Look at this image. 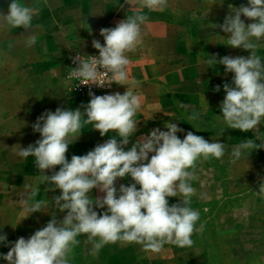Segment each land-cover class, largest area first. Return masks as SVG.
Here are the masks:
<instances>
[{"label":"clouds","instance_id":"clouds-1","mask_svg":"<svg viewBox=\"0 0 264 264\" xmlns=\"http://www.w3.org/2000/svg\"><path fill=\"white\" fill-rule=\"evenodd\" d=\"M126 3L133 5L132 14L113 28L100 29L104 45L92 40V47L99 55L77 53L73 57L77 66L70 69L68 79L101 88L113 82L125 85L123 82L129 80L131 61L126 53L142 44V26L148 22V16L137 9V4L150 10L163 9L168 0H126ZM229 9L223 24L212 25L229 34L228 46L248 50L250 55L224 56L219 60L216 55H208L205 63L209 67L219 63L225 73L234 74L231 84L223 85L226 95L220 104L222 116L218 118H222L228 129L255 133V139H244L234 146L231 162L235 163L242 156L249 157L253 150L264 149L258 127L264 118V62L255 52L257 42L264 38V0H248L247 6L229 5ZM38 12V8L11 0L8 13L0 12V27L28 30ZM242 16L252 22L246 25ZM36 39L35 35L30 36L28 46L34 45ZM137 86L139 82L133 80L124 94L102 96L90 90L87 105L75 110L57 107L54 112L46 110L37 118L32 129L40 134V139L26 148L18 145L15 155L34 158L39 182L27 186L28 190L21 194L18 202L30 213L25 218L34 212H47L42 208L49 199L36 197L40 194L39 186L48 184L46 192L61 190L60 195L51 198V204L60 212L66 211V215L58 220L56 214L51 213L46 226L27 239L20 237L8 242L6 234H0V244L10 247L6 255L0 254V259L8 264H69V255L80 243L77 237L81 235H86L92 245L91 255L117 242L139 244L142 250L152 253L161 252L165 244L181 248L193 246L192 235L202 232L204 225L196 226L200 212L189 206L195 194L191 184L193 172L189 169H194L201 158H222L225 143L209 142L192 131L181 140L177 133L184 129L167 122V131L156 128L125 150L130 137L137 132L135 116L141 103L131 90ZM214 91L219 92L220 86ZM203 99L206 101L205 96ZM198 118L199 113L195 112L188 117L189 120ZM84 124L93 125L92 129L98 130L101 137L110 131H114L115 136L97 144L85 155H73L69 161L66 158L68 147L79 139ZM56 166L59 171H55ZM46 170L52 174H46ZM125 177H131L133 183L120 184L117 188L118 178ZM93 189H98L103 196L92 198ZM256 194L264 198V182ZM168 197L183 198L169 206ZM95 209L105 210L97 212Z\"/></svg>","mask_w":264,"mask_h":264},{"label":"rangeland","instance_id":"rangeland-1","mask_svg":"<svg viewBox=\"0 0 264 264\" xmlns=\"http://www.w3.org/2000/svg\"><path fill=\"white\" fill-rule=\"evenodd\" d=\"M94 1L98 8L116 3V0ZM10 2L11 0H0L1 5L9 6ZM20 2L38 8V15L33 17L38 20L60 18L58 11L65 4L64 0H20ZM67 2L73 5L70 1ZM229 5L236 8L241 5L247 6L248 0H168L167 7L163 9L150 10L144 7L145 15L154 22L159 25L170 24L168 29L172 32L170 31L166 38L160 39V45L168 43L171 51L181 50L184 46V49L198 60L200 76L191 80L183 88L176 87V92L183 95L179 101L180 108L189 116L194 112L199 113V118L196 120H189V116H181L182 119L177 116L181 128L184 129L181 134L185 136L188 131H192L209 142L218 140L225 143V154L222 158H201L194 169H189L193 172L191 184L195 189L189 206L200 212V219L196 226L199 227L202 223L203 231L192 235L194 241L192 247L176 246V250L170 251V248H174L175 245L165 244L159 253L146 252L141 246L140 250L122 254L123 243L117 242L107 244L96 255H91L92 245L87 242V238L84 240L81 238L80 243L85 244V247L90 250L77 253L76 256L71 254L69 260L72 264H107V262L110 264H156L159 262L163 264L166 261H173L174 264H264V198L256 194L260 184L264 182V149L253 150L249 157L245 155L235 163L231 162L234 146L244 139H255V133L228 129L222 118H218L222 116L220 104L226 95L223 85L231 84L233 73L217 76V72L223 70L224 66L217 63L209 67L205 63L208 55H216L217 60L224 56L247 57L250 55L248 50L228 46L229 34L224 33L219 27L214 29L212 25L223 24L226 15L230 13ZM0 12L8 13L5 10ZM65 14L72 15V13ZM241 19L246 25L252 22L243 16ZM38 30L41 29H38L33 20L32 27L28 30L0 27V57L6 58L12 55L17 57L19 48L24 46V52L30 60L39 58L34 45L27 44L29 37L36 36ZM40 32L42 33L43 30ZM253 40L256 42L255 38ZM257 43L256 55L264 62V38ZM65 45L68 46V42L62 38L56 40L55 48L67 49ZM94 50L97 49L91 46L89 51L79 54L87 55ZM74 55L77 53H72V56ZM44 57L46 56H40L42 60L47 61V58L43 59ZM56 58L58 61L51 65L47 74L42 72L40 76H33L27 81L18 76L16 85L58 84L69 89L67 66L72 57L61 61L57 56ZM59 62L66 66L63 70L64 75L57 65ZM0 65V87L3 88L9 83V71L3 62H0ZM115 84L114 82V86L109 91L115 87ZM216 86H220L219 92L214 91ZM204 96L206 101L203 99ZM2 101H8V97H4ZM261 123L258 127L261 138L264 139V118ZM28 127L31 129L32 126L24 123L16 125L17 147L18 145L24 147L25 141L20 139L19 134H24ZM255 142L261 143L259 140ZM4 145L7 146V142H0V148ZM22 159L17 157V163L19 164ZM0 161L3 165L7 164L8 158L1 157ZM168 198L169 206H171L183 197Z\"/></svg>","mask_w":264,"mask_h":264},{"label":"crops","instance_id":"crops-1","mask_svg":"<svg viewBox=\"0 0 264 264\" xmlns=\"http://www.w3.org/2000/svg\"><path fill=\"white\" fill-rule=\"evenodd\" d=\"M64 2L61 10H57L60 18L33 19V23L38 29L43 30L42 33L41 30H38L34 44V49L39 58L30 60L24 52V46L19 48L17 57L13 55L6 58L0 57V62H3L9 71L8 85L3 86V88L0 87V142H7V146L4 145L3 148H0V158H8L7 164L3 165L0 161V234H6L8 242H15L20 237L29 238L36 230L46 226L52 218L51 213L53 212L58 220L63 219L66 215V211L60 212L51 204V198L60 195L61 190L46 192L45 189L49 185L41 184L39 186L40 194L36 199L45 201L49 199L42 208V211L47 212H34L25 218L30 213L25 212L18 201L21 194L28 190L27 186H35L39 182V172L35 167L33 157L23 158L19 164L17 163L18 156L15 155V149L18 132L16 125L24 123L32 126L46 110L54 112L57 107L75 110L81 105H87L90 101V98L73 94L63 85L37 86L25 84L17 86L15 82H17L18 76L27 81L33 76H40L42 72L47 74L51 65L58 61L56 56L61 61L72 57V53L87 52L91 49L93 39L104 45L105 42L100 35V29L115 27L119 21L132 14L133 8V5L126 3V0H116L113 5L101 8L97 7L94 0H64ZM137 9L146 14L145 8L139 4H137ZM1 10L8 11V6L0 4ZM65 13H72V15ZM61 14H63L62 17ZM169 25H159L148 16V22L142 26V44L135 51L126 53L131 61L129 80L123 82L125 85L116 83L115 87L106 93L119 92L124 94L127 86L131 87L133 80L139 82V86L131 89L139 97L141 103L140 110L135 116V119L138 120L137 132L130 137V142L125 150L131 148L132 144L141 136L148 135L156 128L167 131L165 128L167 122L176 123L181 128L177 116L181 119V116H189L185 110L180 108L179 101L183 95L176 92V87L181 86L183 88L191 80L200 76L197 66L198 60L184 49V46L181 50L171 51L168 43H163V46L160 45V39L166 38L168 33L172 32L168 29ZM62 38L68 42V46L65 45L68 50L55 48L56 40ZM40 56H46L43 59L47 58V61L42 60ZM57 65L64 75L63 70L66 66H63L61 62ZM39 69L40 71H38ZM224 74L223 69L216 75ZM4 97H8V101H2ZM81 110L83 111V109ZM92 127L91 124H84L79 139L69 145L66 153V158L69 161L73 155H85L93 150L97 144H103L107 139L115 136V132L110 131L101 137L99 131L92 129ZM177 135L181 140L184 139L181 132ZM19 137L25 141L24 148H26L29 144H34L36 140L40 139V134L34 132L32 127L31 129L28 127L24 134H19ZM117 139L119 140V137ZM151 155L150 153L149 158ZM55 171H59V166H56ZM46 174L51 175L52 173L46 170ZM131 183H133L131 177L118 178L116 187L119 188L120 184L129 185ZM137 188L139 189V185ZM97 196H103V193H100L98 189H93L91 197ZM168 201H170L169 198ZM95 210L101 212L105 209ZM81 238L84 240L86 235L77 237L79 241ZM140 247L141 245L135 243H123L121 253L137 251L140 250ZM9 250V246L0 244V254L6 255ZM89 250L85 244L79 243L73 248L70 255L76 256L77 253ZM174 250H176V245L174 248H170V251ZM120 258L122 259V256ZM69 262L72 264L70 260ZM0 264H8V262L0 259ZM107 264L110 263L107 262ZM156 264H160V262ZM163 264H174V262L166 261Z\"/></svg>","mask_w":264,"mask_h":264},{"label":"built area","instance_id":"built-area-1","mask_svg":"<svg viewBox=\"0 0 264 264\" xmlns=\"http://www.w3.org/2000/svg\"><path fill=\"white\" fill-rule=\"evenodd\" d=\"M98 55H99L98 50H94L93 52L87 55H84V56H98ZM75 56L76 55L72 56V58L68 62L67 76L69 75L70 69L75 68L77 66L76 64L73 63V57ZM69 80H70V86H69L70 91L75 95H80V96L87 97V98H90V96L88 95L90 90L95 95L102 96V95H105L114 86V82L111 83L110 86L105 84V86L101 88V87H97L94 84L93 85L80 84V82L75 81V79H69Z\"/></svg>","mask_w":264,"mask_h":264}]
</instances>
